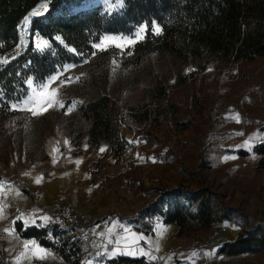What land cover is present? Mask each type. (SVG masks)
<instances>
[{"label":"rangeland","instance_id":"rangeland-1","mask_svg":"<svg viewBox=\"0 0 264 264\" xmlns=\"http://www.w3.org/2000/svg\"><path fill=\"white\" fill-rule=\"evenodd\" d=\"M123 5L87 0L83 7L116 12ZM45 11L40 6L21 24L18 54L29 46L33 19ZM145 30L104 36L82 62L64 66L43 85L29 81V95L0 121V264H64L21 240L15 225L56 220L65 230L72 227L67 212L78 217L79 235H98L92 244L100 250L87 248L83 264L130 252H146L156 264H264V253L219 254L225 243L264 229V170L253 156H240L264 140V59L223 67L135 53ZM33 41L38 49L48 46L38 36ZM52 91L64 107L33 115L28 109L39 112L42 93ZM103 96L115 101L125 123L120 131L129 147L122 157L107 145L88 144L78 118L84 102ZM206 191L229 215L211 229L179 234L178 226L149 216L162 199L188 207L189 198ZM138 225L152 228L151 235L126 246Z\"/></svg>","mask_w":264,"mask_h":264},{"label":"trees","instance_id":"trees-1","mask_svg":"<svg viewBox=\"0 0 264 264\" xmlns=\"http://www.w3.org/2000/svg\"><path fill=\"white\" fill-rule=\"evenodd\" d=\"M86 1L0 0V121L13 105L29 95V81L43 85L64 66L82 62L107 35L132 36L145 27L143 39L134 46L135 53L168 54L194 63L206 61L229 67L264 59V0H121L124 5L116 12L101 6L85 8ZM40 6H46V11L33 19L29 46L18 54L20 26ZM35 36L48 46L38 49ZM78 118L86 127L88 144L107 145L114 157L124 155L129 145L120 128L125 123H119L111 97L84 102L78 108ZM261 132L264 134V127ZM72 143L80 144L75 137ZM250 155L256 160L257 169L264 170V140L251 153L240 152L241 157ZM211 196L209 191L195 193L188 199V207L173 199H162L149 216L159 217L164 225L178 226L179 234L190 227L208 230L229 219ZM60 225L56 220L34 226L17 223L15 233L21 240H33L51 250L65 264H83L85 246L100 250L92 241L81 242L75 227L59 230ZM136 231L150 235L152 228L138 225ZM258 253H264L263 228L225 243L219 251L230 258ZM105 262L148 264L143 256L124 255Z\"/></svg>","mask_w":264,"mask_h":264},{"label":"crops","instance_id":"crops-1","mask_svg":"<svg viewBox=\"0 0 264 264\" xmlns=\"http://www.w3.org/2000/svg\"><path fill=\"white\" fill-rule=\"evenodd\" d=\"M165 226H169V227H171V228H174V226L175 225H165ZM151 235V234H150ZM133 237H132V239H134V240H132L131 242L130 241H128L129 243H124L126 246H128V247H131V246H134L135 244H134V242H140V243H143V242H145V240H147L149 237V235H145L144 233H140V232H138V231H136L135 232V234L134 235H132ZM23 241H33V240H23ZM134 241V242H133ZM33 242H35V241H33ZM36 243V242H35ZM37 244V243H36ZM161 248H162V250L164 249V247H162L161 246ZM51 251V250H50ZM52 252V251H51ZM53 253V252H52ZM130 253H132V254H115L113 257H116V256H120V255H124V256H127V255H129V257H145L146 259H147V261H148V264H156V263H154L153 262V260H152V258L151 257H149V255L146 253V252H139L138 254L137 253H133V252H130ZM55 254V253H54ZM56 255V254H55ZM132 255V256H131ZM57 256V255H56ZM58 257V259H60L61 261H62V259L59 257V256H57ZM113 257H111V258H113ZM111 258H107V259H111ZM107 259H104V261H102V262H104L105 264H106V262H105V260H107ZM63 262V261H62ZM64 263V262H63ZM65 264V263H64Z\"/></svg>","mask_w":264,"mask_h":264},{"label":"snow or ice","instance_id":"snow-or-ice-1","mask_svg":"<svg viewBox=\"0 0 264 264\" xmlns=\"http://www.w3.org/2000/svg\"><path fill=\"white\" fill-rule=\"evenodd\" d=\"M156 31L157 32L159 31L158 27L156 28ZM97 47H100V45H97ZM54 106L64 107V105L61 104L57 100L56 92L52 91V92H48V93H42V98L40 100L39 112L33 108H29L28 110L31 111L33 113V115H37V114H40L42 112H46L48 109L53 108ZM12 107L15 108L16 106L13 105ZM101 151H103V149ZM153 162H155V161H153ZM37 183H39V181H37Z\"/></svg>","mask_w":264,"mask_h":264},{"label":"built area","instance_id":"built-area-1","mask_svg":"<svg viewBox=\"0 0 264 264\" xmlns=\"http://www.w3.org/2000/svg\"><path fill=\"white\" fill-rule=\"evenodd\" d=\"M64 218L66 219V221L68 222V224L71 225L72 227L78 222V217L76 215L72 214V213H69V212H67V213L64 214ZM75 229L77 231L76 232V235L78 236V238L80 239V241L83 242V243H86L88 241H92V240L98 239L97 233H92V234H89L88 233V234H80L79 235V233H78L79 230L77 228H75ZM216 234H218V233H216ZM87 248H88L87 246H85L83 248V253H85V251L87 250Z\"/></svg>","mask_w":264,"mask_h":264},{"label":"bare ground","instance_id":"bare-ground-1","mask_svg":"<svg viewBox=\"0 0 264 264\" xmlns=\"http://www.w3.org/2000/svg\"><path fill=\"white\" fill-rule=\"evenodd\" d=\"M52 143H53V142L51 141V145H52ZM51 145H50V147H51ZM50 147H49V151H51V150H50ZM49 153H50V152H49Z\"/></svg>","mask_w":264,"mask_h":264}]
</instances>
